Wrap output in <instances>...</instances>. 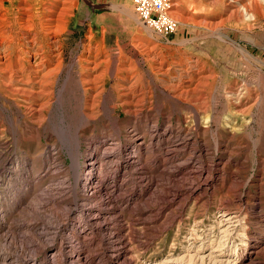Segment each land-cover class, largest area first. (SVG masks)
<instances>
[{"label":"rangeland","instance_id":"rangeland-1","mask_svg":"<svg viewBox=\"0 0 264 264\" xmlns=\"http://www.w3.org/2000/svg\"><path fill=\"white\" fill-rule=\"evenodd\" d=\"M2 1L3 24L10 26L23 0ZM171 1L178 26L163 40L139 22L132 0H66L68 22L58 37L63 64L48 117L35 121L0 94V264H99L103 250L117 242L127 245L133 264L157 263L181 253L191 233L215 239L220 211L242 219L230 246L238 264H264V250L245 261L239 258L245 244L264 237V18L237 27L228 18L234 0ZM93 61L99 65L86 72ZM164 129L171 135L155 143ZM183 138L192 147L205 143L207 155L196 156L189 146L172 161L188 166L193 160L195 170L214 167L215 184L201 196L155 203V185L134 180L166 179L172 165L162 160L164 151ZM130 151L135 155L131 165ZM101 165L106 172L99 180ZM216 175L225 176L222 184ZM86 184L100 185L94 197L82 201ZM113 184L122 187L115 191ZM124 191L132 208L119 213L123 202L112 197ZM160 205L164 208L154 218L152 209ZM86 208L91 215L119 213L111 237L97 232L96 242H82L89 224L80 210Z\"/></svg>","mask_w":264,"mask_h":264},{"label":"bare ground","instance_id":"bare-ground-1","mask_svg":"<svg viewBox=\"0 0 264 264\" xmlns=\"http://www.w3.org/2000/svg\"><path fill=\"white\" fill-rule=\"evenodd\" d=\"M7 1H9V0H7ZM39 1H45L47 4H44V5H46V6L45 7H38L37 6V5H39L38 2H36L37 3V5H36V4H32L31 2H28L27 0H23V3H22L23 5L20 6V8H19V11H20V13L18 14L19 17H17L16 21L12 22L11 25L9 24L10 26H7V25L3 24V22L7 19V18H5L6 14H3V12H6V10L3 11L2 13H0V94L2 95V97L4 99L11 101V103H13L14 106H16L15 109L17 108V110H20L23 113L25 112V114H28L33 120H35V121L39 120V122H40V121H42V120H44V119H46L48 117V114L50 113L49 111H50V109L52 107L51 105H52V101H53V91H54V86H55L54 84H55V81H56V77L55 76L59 73V71L62 68V64H63V61L61 60V56H60V52H61L60 48L61 47H60V42H59L58 37L64 31V29L66 28L69 16L66 13V11H67V9L65 7L67 5L66 4V0H64V1L63 0L62 1L61 0H39ZM230 1H232V0H230ZM14 2H15V0H10L9 1L10 4H13ZM3 3H4V1L0 2V9H1V6L4 5ZM262 4H264V0H234V10L231 11L230 14H228L229 15L228 18H231L232 20H235V23H236L237 27L240 24L246 23V21L247 22L258 23L260 20H262L264 18V7L262 6ZM171 6L173 7V3H172ZM202 6H205V4H202ZM236 6H238V7H236ZM58 8H59V10H58ZM11 10H13V9H11ZM0 12H1V10H0ZM220 13H222V12H220ZM221 19H223V17ZM217 21H220V20H217ZM42 40H44L45 42H43ZM150 50L151 49H149V51ZM96 52H97V50H96ZM146 54H148V53L146 52ZM116 55H118V54H116ZM87 59H86V62H87ZM125 60H126V57H125ZM162 62H163V60H162ZM91 64L93 65V67L91 65H89V67H84L83 66L85 71L88 72V73H92V71H94L96 69V67L99 65L98 62H96V61H93ZM133 65H134V63H133ZM133 65L131 66L132 68H133ZM122 69H124V68H122ZM187 70H189V69H187ZM167 71H169V70H167ZM124 73H125V71H124ZM127 74H129V73H127ZM99 77L101 78L100 75H99ZM88 79H85V80H88ZM201 79H203V78H201ZM89 80H92V79H89ZM57 81H58V79H57ZM199 81H201V80H199ZM80 82H81V80H80ZM91 83H93V82H91ZM133 83H134V81H133ZM189 86H191V85H189ZM116 88L117 87H115V89ZM132 88H133V86H132ZM182 88H183V86H182ZM170 89H172V88H170ZM125 90H127V89H125ZM139 90H141V94H142V89L140 88ZM177 90H179V89H177ZM101 91L102 90H100V93H101ZM174 91H176V90H174ZM127 92H126V94L124 93V95H128ZM171 92H173V91H171ZM232 92H234V91H232ZM236 92H237V90H236ZM131 93H132V91H131ZM133 95H135V94L133 93ZM237 96H238V94H237ZM190 99H191V97H190ZM96 100H97V98H96ZM129 103H130V101H129ZM136 103H138V102H136ZM138 104H135V105L137 106ZM91 105H93V104H91ZM130 105H131V103H130ZM86 106L87 105H84L85 108H86ZM5 107H6V105H5ZM89 107H90V105H89ZM142 107H143V105H142ZM199 107H201V106H199ZM133 109H135V108H133ZM86 113H88V112H86ZM128 114H130V113H128ZM84 115L86 116V114H84ZM24 117H25V115H24ZM28 120H30V119L28 118ZM166 121H167V119H166ZM178 124H180V123H178ZM202 133H204V132H202ZM168 135H171V131L169 129H166L164 131L163 137L160 136L161 137L160 138V137L154 136V139H156L155 143L159 142V141H163L165 139V137H167ZM148 137H150V136H148ZM152 141H154V140L152 139ZM197 141H199V140H197ZM141 142L138 141L137 144L134 143L135 146L138 149H140L141 146H142ZM206 142H208V140ZM117 144L114 145V143H113V146L118 147ZM192 144L193 143H191L190 139H184V140L181 139V140H178V141H175V142H171V148L170 149H166L164 151L165 155H166V159L162 158V160L164 162L165 161H169V162H171V164H169V165H172L171 167H169L171 170L167 172V174H166L167 178L166 179H161L162 177L161 178H157V179L154 178L155 180L153 178L152 179H149V178L147 179L146 178L147 181L144 182L143 179L141 178L143 176H141V177L138 176L134 180L137 183L149 184V186H151L152 184L155 185L154 187L156 188V192L155 193H153L154 191L151 192L152 200H154L153 202L158 203L159 201H163L164 206H165L168 203L173 202V201H175L176 199H179V198H183V199L186 198V200H188V198L196 197V196H199V195L201 196V194L206 193L207 190L210 189L212 184H215V182H214L215 180H214V177H213V175H214V173H213L214 172V167H213V169L209 168L210 169L209 171H203L202 168H200V170H195L194 169L193 160L192 161H188V162H190L188 166H186V164H184L183 161L182 162H180V161L173 162L172 161L173 158L177 157L179 155V153L182 152V149H185V148H187L189 146H190L189 147L190 148V152L195 154L196 156L202 157V156L207 155V150L208 149H207V145L205 143H202V145H200V146L198 144L197 147H192ZM146 146L147 145H145V147ZM109 149H112L111 146L106 147L107 151H109ZM129 154H130L129 155L130 160L128 161V163L130 162V165H131L133 163L132 160H133L135 155L133 154L132 151H130ZM106 155H107L106 158L110 157L109 154H106ZM100 157H101V155H100ZM210 157H212V156H210ZM92 159H93V156L89 155L87 160H86L88 162L87 166H88V168L90 170H92V167H93V163L91 162ZM156 162L157 161L154 160V163H156ZM211 162H213V161H211ZM128 169H127V171H128ZM207 169H208V166H207ZM103 171H105V170L102 169V165H101V170H100L99 176H98L99 180L101 179V176H103L101 174V173H103ZM140 171H142V170H140ZM217 175H216V177L220 179V183L222 184L223 177H225V176H223V175L222 176H217ZM221 184H220V188H221ZM98 185H100V184H88V185L86 184L84 186V188H83L84 191H85V194H84V196L82 197L81 200L82 201H87V200L91 199L92 197H94V195L96 193V191H94V188L96 186H98ZM113 187H115V191H116V189L119 190L122 186H121V184H119V185L118 184H113ZM100 189L101 188H99V190ZM141 192H143V191H141ZM124 193L125 194H122V195L120 193H119L120 195H118V193H117V195H115V197H112V198H117L118 200H121L123 202V207H122L121 210L118 211L119 213L124 212L127 209L132 208V206L130 205V198H129L130 195L127 196V192L126 191H124ZM107 197H106V199H107ZM151 197H147V199L150 200L149 198H151ZM139 201H141V200H139ZM179 202H181V200ZM134 204L136 205V202L133 203V205ZM76 205H77V203H76ZM76 205H75V207L78 206V205L77 206ZM81 205H83V204H81ZM81 205H79L80 208L82 207ZM153 205H156V204H153ZM161 205H160V207L158 206L157 209H155V210L152 209V212L155 215L154 218L158 217L161 214V212H162V210L164 208V206H161ZM179 207H180V205H179ZM179 207H177V208H179ZM147 208H149V207H147ZM150 210H151V208H150ZM85 211H86V214H85ZM80 212H81V214L83 216H84V214L86 215V222L89 224L88 230L86 231V233L82 237V242L85 243V241H87L90 244L91 243L93 244L94 242L97 241V239L95 238L97 232H99V233L100 232H103V233L105 232L109 236L112 235L114 232L112 233L110 231L111 230V223H112L114 218H116V221H117V219L120 217L119 213L116 214L117 212L115 213V211L114 212L107 211V212L102 213V214L97 212L98 214L96 213L94 215H91V214H89V208H86V210L81 209ZM174 215H175V213H174ZM174 215H172V216H174ZM100 217L102 218L101 221H99ZM84 218H85V216H84ZM219 218L220 219L218 221V226L216 227L217 236L215 237V239H214V237L209 238L208 240H207V238L200 239V238H197L196 235L191 233V234H189L188 236L185 237L184 249L181 251V253H179L177 255H171L170 254L167 257L165 256V258L163 260H161L160 262H157V263L149 262L148 264H238L239 260L237 261V257L234 258V254L230 252V250H231L230 246L234 244L233 236L237 233V231L239 230V227H241V222H242L241 220L242 219L240 218L241 219L240 220L238 218V216H236L235 214L227 213L226 211H220ZM153 221H155V219L151 220L150 224H153ZM113 226H114V224H113ZM213 233H215V232H213ZM260 242L261 243L257 242V243H253V244H245L246 248H244V253L242 254V256L239 257L240 260H243V261L248 260V259L251 258V256L254 257V256L258 255L261 251H263L264 250V237L261 239ZM108 244L109 243L107 242L106 245H108ZM111 244H112V241H111ZM104 247H106V246H104ZM126 247H127V245L123 244L122 242H117V243L114 244L113 248H112V245L110 246V251H108V247L105 248L103 250V256L100 259L101 263H99V264H133L134 261L130 258V256H128L129 254L127 252L129 250H127ZM181 247H182V242H181ZM98 248H99V246H98ZM226 251H229V252H226ZM80 255H81L80 253H77L76 260L80 259ZM85 260H87V259H85Z\"/></svg>","mask_w":264,"mask_h":264},{"label":"built area","instance_id":"built-area-1","mask_svg":"<svg viewBox=\"0 0 264 264\" xmlns=\"http://www.w3.org/2000/svg\"><path fill=\"white\" fill-rule=\"evenodd\" d=\"M132 3L139 22L160 39L168 40L176 32L178 22L171 16V0H132Z\"/></svg>","mask_w":264,"mask_h":264}]
</instances>
